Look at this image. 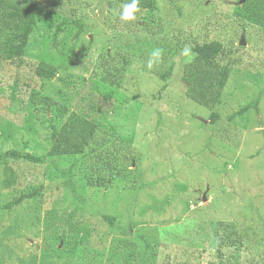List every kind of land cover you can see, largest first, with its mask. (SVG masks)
I'll use <instances>...</instances> for the list:
<instances>
[{"label": "rangeland", "instance_id": "374dc122", "mask_svg": "<svg viewBox=\"0 0 264 264\" xmlns=\"http://www.w3.org/2000/svg\"><path fill=\"white\" fill-rule=\"evenodd\" d=\"M124 5L40 0L22 57L0 59V264H264V0ZM209 41L230 67L211 108L180 82L181 50ZM98 61L123 66L114 89H94ZM82 134L115 153L109 186L85 184Z\"/></svg>", "mask_w": 264, "mask_h": 264}, {"label": "trees", "instance_id": "16d2710c", "mask_svg": "<svg viewBox=\"0 0 264 264\" xmlns=\"http://www.w3.org/2000/svg\"><path fill=\"white\" fill-rule=\"evenodd\" d=\"M119 1L123 4L130 2V0ZM154 1L155 0H139L138 7L152 9ZM39 3L40 0H0L1 60H14L22 57L28 43L29 35L35 28V11ZM59 30H61V27L57 26L55 33L53 34L54 37ZM222 51L223 49L217 41H209L191 46V53L193 56L186 63H182L180 82L184 88L185 96L192 102L207 108H211L217 103L230 74V67L228 64H222L219 61L217 62V58L221 55ZM70 55V53H61L60 57L57 58L56 65L53 64V58L48 57V59H46V57H43L34 69L35 74L41 78L54 77L55 72L61 68V64H59L58 60L62 59L68 61ZM123 60V64L126 65V58ZM98 63L95 65V71L92 72L91 76V83L94 85V89L98 91L100 85H102L100 89H114L120 82L123 66L122 68L118 66L109 67L107 61ZM167 78L168 77L165 76L164 80H167ZM166 86L167 81L164 82L162 88H165ZM258 99L259 98L257 97L251 106L244 105L238 108L230 117L232 118L236 115H240L250 107L256 109ZM211 117L214 119L216 114L212 113ZM54 133H56V131ZM80 137L79 142L81 145H89L90 147L87 152H84L85 154H80L75 162L83 160L86 155H89L93 157L95 163L91 167L85 168V184L109 186L112 181L115 178L117 179L121 174L120 168L113 170L109 165L116 161L115 153L112 149H109L108 146L105 148V154H102L103 152H100V150L102 149V145H105L106 143L99 144L97 139L93 138V135L88 139L85 138L84 134ZM20 155L21 154H18V156ZM22 157L33 162H42L41 157L37 158L30 156L29 154L22 155ZM113 173H115V176ZM12 176H14V173H11L9 170V177L2 182L3 187L11 185ZM32 194L33 193H31V195ZM29 195L30 194L20 196L6 206L10 207L11 205L17 204L21 201L22 197H29Z\"/></svg>", "mask_w": 264, "mask_h": 264}, {"label": "clouds", "instance_id": "9594fccd", "mask_svg": "<svg viewBox=\"0 0 264 264\" xmlns=\"http://www.w3.org/2000/svg\"><path fill=\"white\" fill-rule=\"evenodd\" d=\"M138 4H139V0H130L129 3L125 4L120 13V19L124 21L134 19L135 13L138 9ZM181 54L190 60L192 58L191 47L185 46L181 50ZM161 62H162V50L160 48H156L150 54V58L147 61V67L149 69H153L154 67L159 66Z\"/></svg>", "mask_w": 264, "mask_h": 264}, {"label": "water", "instance_id": "95a60500", "mask_svg": "<svg viewBox=\"0 0 264 264\" xmlns=\"http://www.w3.org/2000/svg\"><path fill=\"white\" fill-rule=\"evenodd\" d=\"M239 44H241V45L244 44L243 34L241 35V39H240V41H239ZM205 199H206V197H205V195H203L202 200H205Z\"/></svg>", "mask_w": 264, "mask_h": 264}]
</instances>
